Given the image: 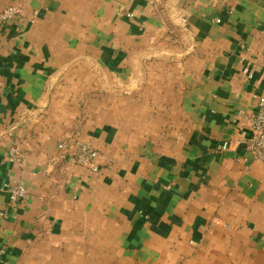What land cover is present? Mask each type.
<instances>
[{
	"label": "crops",
	"instance_id": "crops-1",
	"mask_svg": "<svg viewBox=\"0 0 264 264\" xmlns=\"http://www.w3.org/2000/svg\"><path fill=\"white\" fill-rule=\"evenodd\" d=\"M6 8L0 264H264V164L215 151L264 98V0ZM74 134L95 173L48 166Z\"/></svg>",
	"mask_w": 264,
	"mask_h": 264
},
{
	"label": "built area",
	"instance_id": "built-area-1",
	"mask_svg": "<svg viewBox=\"0 0 264 264\" xmlns=\"http://www.w3.org/2000/svg\"><path fill=\"white\" fill-rule=\"evenodd\" d=\"M157 0H151L156 3ZM21 16L12 9H4L0 13V34L20 20ZM219 23V21H217ZM246 74L244 71L243 75ZM243 119L249 132L246 134L244 130L238 131L237 144L243 148V151L251 156L255 161L264 164V98H260L254 108V112L244 115ZM229 144L222 142L215 148L217 153L228 151ZM15 156V152H12ZM100 158V154L87 142L80 139L78 134H74L71 138L59 141L55 147V154L48 160V166H58L60 168L79 167L89 172L95 173V162ZM17 163H21V159L17 158ZM27 198L26 190L18 183H14L7 189V204L15 207L19 203H23Z\"/></svg>",
	"mask_w": 264,
	"mask_h": 264
},
{
	"label": "rangeland",
	"instance_id": "rangeland-1",
	"mask_svg": "<svg viewBox=\"0 0 264 264\" xmlns=\"http://www.w3.org/2000/svg\"><path fill=\"white\" fill-rule=\"evenodd\" d=\"M150 2H151V0H150ZM159 2V0H157V2L156 3H154V4H157ZM6 9H12V10H15L18 14H19V16H21L20 15V11L19 10H17V9H15V8H6ZM126 17H129L128 15H126ZM24 18V17H23ZM22 18V19H23ZM4 34H2V36H3ZM0 87H1V85H0ZM238 133V132H237ZM238 138H239V136H238V134H236V138L234 139V141H230V142H226L227 144H229V146H230V143L231 142H235L236 144H237V142H236V140H238ZM238 145V144H237ZM97 151V150H96ZM98 152V151H97ZM99 153V152H98Z\"/></svg>",
	"mask_w": 264,
	"mask_h": 264
}]
</instances>
